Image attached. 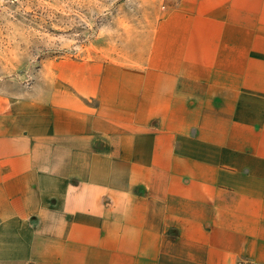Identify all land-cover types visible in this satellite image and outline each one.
Wrapping results in <instances>:
<instances>
[{"label":"crops","instance_id":"1","mask_svg":"<svg viewBox=\"0 0 264 264\" xmlns=\"http://www.w3.org/2000/svg\"><path fill=\"white\" fill-rule=\"evenodd\" d=\"M112 19L0 90V264H264V0Z\"/></svg>","mask_w":264,"mask_h":264},{"label":"rangeland","instance_id":"2","mask_svg":"<svg viewBox=\"0 0 264 264\" xmlns=\"http://www.w3.org/2000/svg\"><path fill=\"white\" fill-rule=\"evenodd\" d=\"M121 1L0 0V90L27 86L48 63L93 56Z\"/></svg>","mask_w":264,"mask_h":264},{"label":"built area","instance_id":"3","mask_svg":"<svg viewBox=\"0 0 264 264\" xmlns=\"http://www.w3.org/2000/svg\"><path fill=\"white\" fill-rule=\"evenodd\" d=\"M235 264H263V263L255 261V260H241V261L236 262Z\"/></svg>","mask_w":264,"mask_h":264}]
</instances>
